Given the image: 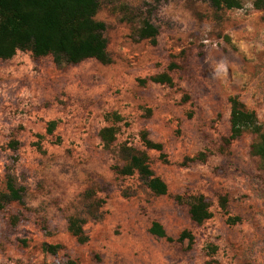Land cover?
Masks as SVG:
<instances>
[{"label": "rangeland", "instance_id": "1", "mask_svg": "<svg viewBox=\"0 0 264 264\" xmlns=\"http://www.w3.org/2000/svg\"><path fill=\"white\" fill-rule=\"evenodd\" d=\"M98 1L109 64L59 67L27 51L0 58V195L9 177L22 189L20 201L0 204V264H264L257 136L229 141L232 97L264 124V0L231 9L210 0ZM147 16L156 44L137 35ZM162 73L173 84L150 80ZM106 127L115 129L109 145ZM127 149L148 156L166 195L138 172L117 171ZM200 194L212 217L198 225L188 198ZM155 221L194 241L152 235Z\"/></svg>", "mask_w": 264, "mask_h": 264}, {"label": "trees", "instance_id": "2", "mask_svg": "<svg viewBox=\"0 0 264 264\" xmlns=\"http://www.w3.org/2000/svg\"><path fill=\"white\" fill-rule=\"evenodd\" d=\"M210 1L217 9L240 7L239 0ZM260 1L256 0L255 6L260 8ZM98 8V0H0V58L11 59L17 52L27 51L36 58L52 56L59 67L76 65L87 59L109 64L111 59L105 35L107 27L104 22L95 18ZM158 34V27L148 16L137 28L139 39L149 40L152 44L157 43ZM150 80L160 84H173V79L168 73L153 76ZM230 102L229 141L238 139L245 132L254 133L257 141L253 145V153L264 163V124H259L256 113L247 110L237 97H232ZM114 138V128L106 127L101 131V139L106 145L113 142ZM144 140L148 148L162 150L161 144L153 143L147 137ZM13 146L16 147L17 143H13ZM203 157V154L199 156ZM125 159L127 163L124 167L117 168L120 174L132 175L138 172L147 180V186L155 194L168 193L167 184L155 176L145 153L127 149ZM21 190L9 177L8 192L0 195L1 206L11 201H20ZM177 198L182 200V197ZM188 204L190 217L196 224L201 225L212 217L210 205L204 195L190 196ZM82 232V227H75V235L79 236ZM149 232L170 242L194 241L193 235L187 231H183L176 239L169 236L163 225L157 221L153 222ZM57 248L59 246L45 245L46 250L53 252Z\"/></svg>", "mask_w": 264, "mask_h": 264}]
</instances>
